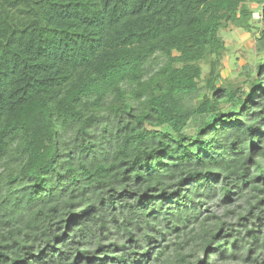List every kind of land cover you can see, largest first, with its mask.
<instances>
[{"label":"trees","instance_id":"trees-1","mask_svg":"<svg viewBox=\"0 0 264 264\" xmlns=\"http://www.w3.org/2000/svg\"><path fill=\"white\" fill-rule=\"evenodd\" d=\"M0 264H264V0H0Z\"/></svg>","mask_w":264,"mask_h":264},{"label":"rangeland","instance_id":"rangeland-1","mask_svg":"<svg viewBox=\"0 0 264 264\" xmlns=\"http://www.w3.org/2000/svg\"><path fill=\"white\" fill-rule=\"evenodd\" d=\"M225 40L227 41V44L231 45L230 53L232 55V59L226 58L224 60V63L228 65L229 70H232V72L234 71L236 73L239 70V67L246 61H253L254 56H252L250 53L251 46L253 45V39L250 35L241 33L231 26L226 30ZM227 73L228 72H225V75ZM235 73L233 75H235ZM240 206L242 207V205ZM208 207L209 211L215 214L217 218L228 222H235V217L232 214H226L225 211L226 209H232L233 206L226 207L224 205L209 203ZM207 214L209 213L206 212L203 216H206ZM201 218L202 217H200V219ZM214 221H216V219H212L208 223L210 224Z\"/></svg>","mask_w":264,"mask_h":264},{"label":"built area","instance_id":"built-area-1","mask_svg":"<svg viewBox=\"0 0 264 264\" xmlns=\"http://www.w3.org/2000/svg\"><path fill=\"white\" fill-rule=\"evenodd\" d=\"M262 8V7H261ZM259 8L257 11H255L253 14H252V19L254 21H259L261 20L262 18V9Z\"/></svg>","mask_w":264,"mask_h":264}]
</instances>
